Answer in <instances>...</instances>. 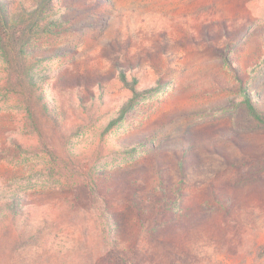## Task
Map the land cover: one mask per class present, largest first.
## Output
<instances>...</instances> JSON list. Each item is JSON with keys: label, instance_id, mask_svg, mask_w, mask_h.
I'll list each match as a JSON object with an SVG mask.
<instances>
[{"label": "rangeland", "instance_id": "374dc122", "mask_svg": "<svg viewBox=\"0 0 264 264\" xmlns=\"http://www.w3.org/2000/svg\"><path fill=\"white\" fill-rule=\"evenodd\" d=\"M60 4L58 15L68 29L31 42L29 50L50 57L36 71L65 68L51 79L55 90L62 86L65 101L77 85L88 98L87 91H97L99 82L107 85L110 96V104L93 119L85 111H80V118L68 119L67 152L94 170L104 190H113L108 197L111 210L128 230L132 244L140 226L125 190L138 185L142 192H151L159 182L160 168H165L171 186L173 179L182 180L183 162L187 169L181 215L191 220V230L167 235L172 247L154 246L155 261L207 264L211 257L209 264L216 260L241 264L229 260L231 250L264 242V127L245 104L252 94L264 110V0H62ZM117 63L123 70L131 67L129 75L142 84L161 83L163 89L135 105L105 133L128 96L118 81ZM4 81L0 55V193L36 194L30 197L38 207L35 219L59 222L60 229L70 234L57 240L64 242L80 235L88 194L82 178L76 173L71 177L69 170L65 174L42 146L45 142L60 153V135L49 123H39L42 136L32 130L25 107L4 92ZM133 146L138 147L135 153L123 152ZM138 177L143 179L141 185L136 184ZM225 204L237 222H228ZM197 255L204 260L196 262Z\"/></svg>", "mask_w": 264, "mask_h": 264}, {"label": "trees", "instance_id": "16d2710c", "mask_svg": "<svg viewBox=\"0 0 264 264\" xmlns=\"http://www.w3.org/2000/svg\"><path fill=\"white\" fill-rule=\"evenodd\" d=\"M61 2L62 0H0V55L5 71L3 90L16 96L25 107L28 125L39 136H42L40 122L49 123L60 135L63 141L60 153L57 152V147L53 148L45 142H42V146L49 151L51 160L65 174L69 170L73 175L71 177L76 173L82 178L90 201L89 208L84 221L79 224L80 235H74L75 231L70 230L74 236L57 243L60 236L70 234L68 230L60 229V223L55 220L35 219L38 207L32 204L30 197L36 194L20 190L0 193V264H161L154 259L153 247H172L169 246V234L191 230L188 225L191 220L181 215L180 201L184 196L182 189L187 166L183 162L179 165L182 180L176 183L173 179L171 186L166 183L165 168H160L159 182L151 192H142L143 189H138V185L128 186L131 190H125L127 201L137 212L140 226L139 236L132 244L128 230L111 210L112 203L108 197L113 190H104L103 184L95 178L94 170L80 165L67 152L65 145L67 135L70 136L71 128L67 126L70 117L80 118V111H85L91 120L95 113L110 104L107 85L99 82L97 91H87L88 98L81 86L77 85L71 93H67L65 101L61 98L62 86L55 90L51 81L65 68L60 66L54 72L38 73V66L50 57L28 49L31 42L39 36L60 35L67 31V21L58 15ZM118 65L117 63L118 81L128 96L120 103L116 111L117 117L108 124L105 133L123 121L135 105L163 89L161 83L142 84L137 76L129 75L131 67L123 70ZM86 102H89L88 106L91 108L87 109ZM245 104L251 116L264 127V110L257 106L252 94L247 95ZM13 144L18 149H23L16 140H13ZM137 148L133 146L123 152L135 153ZM188 151L183 152L186 155ZM67 180L74 184L69 176ZM142 180V177H138L136 184L141 185ZM118 187H122L121 184ZM228 204L223 205L227 220L230 223L237 222L230 217L232 209ZM91 214L95 218H91ZM73 221L79 222L77 218H73ZM247 246V249L237 246L231 250L229 260H240L241 264H264V242H253ZM200 259L204 260L197 255L196 262ZM212 259L208 257L207 264ZM214 264L223 263L216 260Z\"/></svg>", "mask_w": 264, "mask_h": 264}]
</instances>
